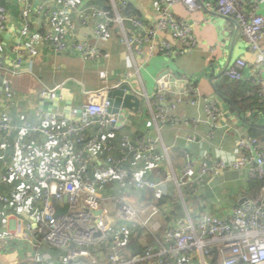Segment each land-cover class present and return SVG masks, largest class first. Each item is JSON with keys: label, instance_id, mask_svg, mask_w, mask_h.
<instances>
[{"label": "built area", "instance_id": "obj_1", "mask_svg": "<svg viewBox=\"0 0 264 264\" xmlns=\"http://www.w3.org/2000/svg\"><path fill=\"white\" fill-rule=\"evenodd\" d=\"M59 1L63 3V8H55L47 15L46 23L50 29L30 34L31 45L26 49L31 54L34 45L44 41L58 52L73 49L83 60L98 59L102 56L97 45L87 40L69 39L70 31L75 26L69 14L70 9L77 11L82 24L93 22V32L97 39H104L109 35L110 25H120L123 28L122 40L137 54L146 51L149 55H173L179 49H192L196 39L190 24L186 20H177L170 11L172 5L180 3L190 12L205 10L223 18L233 19L245 37L248 49L255 53L256 68L264 66V51L261 47V41L264 39V17L258 13L254 1L162 0L159 4V18L153 26H146L137 16L122 15L115 0H111L112 11L94 5H83L79 0ZM22 13L25 16L29 13L28 4ZM6 22L7 11L0 4V31ZM27 27L23 29L24 33L28 32ZM160 30L167 31L173 41L160 39L157 36ZM1 48L0 43L2 86L5 88V95L12 99L14 91L10 87L9 76H14L16 72L3 62ZM18 56L20 59L23 54ZM247 65L246 59L236 58L225 67L222 74L231 80L246 81L242 71ZM98 76L106 81L108 74L101 70ZM156 82V93L153 100L149 101L155 108L154 119L163 124L177 120L175 115H168V110L175 107V103H170L166 96L169 81L160 77ZM251 85L256 87L259 99L264 101L262 76L258 75L252 79ZM107 89L106 86L87 95V101L82 105L84 114L79 121L38 110L36 121L24 119L16 122L7 108L0 111V153L3 155L0 166V204L5 207H20L31 203L34 206V212L29 215L31 220L19 224V230L17 226L15 230L11 229L9 223L0 219V262L6 264L5 254L11 255L13 246H16L18 241L26 240L32 247L27 264H211V245L217 247L221 264H264L263 193L243 206L234 207L224 218L202 214L194 220L187 213L185 218L172 219L161 243L158 241L157 246H147L141 254L129 255L124 247L130 239L131 231L128 226H141L152 233L157 232L161 226L160 217L168 216L172 210L171 205L163 206L159 200L137 207L133 205L125 189V186L139 191L152 189L159 195L161 181L147 177L142 169L126 166L130 156L138 159L144 154L143 160L146 162L157 160V143L141 136L133 140L128 136H121L120 156H116L113 154V145L107 142L105 146L108 154L97 162L94 174L90 176L86 174L85 159L73 170L71 158L62 157L58 160L50 155L38 156L32 143L25 140L16 142L17 135H40L45 138V151L56 145L67 147L71 138L80 143L86 139L85 132L93 125H98V133L88 137L83 146L85 151L95 150L98 145L106 142V136L112 137L116 131L121 130L126 121L120 112L108 113ZM184 92L191 96L188 99L191 104L199 100L204 101L207 122L211 127H215L221 115L217 103L201 98L195 92L192 82L187 84ZM182 98L184 97L178 96L177 100L180 102ZM8 105L10 102L6 106ZM198 122L200 119L193 120V123ZM237 145L246 151V154L241 153L228 164L223 161L215 162L206 155L197 167L186 156V164L180 172L172 170L165 179L174 181L179 188L185 185L198 187L208 175H218L227 169L247 168L250 177L264 180V150L260 142L249 135L239 138ZM8 150L16 161L9 160ZM114 178L119 182L118 186L124 188L112 196L115 214L100 197V188L108 185ZM17 182L24 184L21 189L14 190L13 187L11 193L2 190L3 187L15 185ZM64 197L67 199L69 210L55 216L52 202L55 200L62 205ZM78 208L85 211H73ZM93 211L100 213L95 216ZM52 247L59 251H50Z\"/></svg>", "mask_w": 264, "mask_h": 264}, {"label": "crops", "instance_id": "obj_2", "mask_svg": "<svg viewBox=\"0 0 264 264\" xmlns=\"http://www.w3.org/2000/svg\"><path fill=\"white\" fill-rule=\"evenodd\" d=\"M79 1L83 5L101 8L108 5L112 8L111 0H100L98 4H92L93 0ZM249 1L257 4L258 13L264 17V0ZM115 2L118 9L122 8L123 2L132 4L139 13L137 17L141 18L146 26H153L159 18V4L162 0H115ZM0 4L7 11V22L0 31L1 57L5 65L16 72L14 76H9L14 97L9 99L5 95V88L2 86L0 89V111L7 108L16 122L24 119L36 121V112L39 110L38 95L42 91H52L58 87L73 90V102L76 105H83L90 92L106 86L113 87L121 81L129 83L141 95L142 104L139 111L121 110L120 113L126 119L123 128L116 131L112 137L106 136V142L98 145L95 150L84 151L83 158L86 160V167L88 165L92 171L97 162L107 156L105 146L107 142L120 140L121 136H128L132 140L141 136L155 141L159 155L157 160L146 162L143 160L144 154L138 159L130 156L126 166L142 169L147 177L162 182L159 195L152 190L155 199L150 201L164 200L165 206L171 205V212L174 213L170 212L168 216L160 217V230L164 218H168L169 223L172 219L185 218L187 213L194 220L202 214L224 218L234 207L243 206L247 201L253 200V197L264 194V186L258 190L252 185L253 178L250 177L247 168L227 169L218 175H208L198 187L185 185L179 188L174 181L165 179L172 170L180 172L186 164V156L198 167L206 155L215 162L223 161L228 164L241 153L246 154V151L238 147L237 142L239 138L250 135L243 121L253 118V112L242 113L238 108H233L231 102L216 92L211 77L212 75L215 79L221 77L225 67L233 60L244 58L248 63L242 71L245 82L251 84V80L258 75H261L264 81V66L256 68L255 53L248 49L246 39L233 19L223 18L205 10L190 12L180 3H176L170 7V11L177 20H186L190 24L196 44L189 50L179 49L173 55L160 53L149 55L146 51L141 54H137L135 50L131 51L122 40L123 28L118 24L110 25V32L106 38L97 39L93 32V22L82 24L77 11L70 9L69 14L75 26L70 31L69 39L87 40L97 45L102 52L98 59L83 60L73 49L58 52L44 41L34 45L33 54L24 49L30 44L31 33H42L50 29L46 23L47 15L55 8L62 9L61 1L0 0ZM26 4L29 5V13L25 16L22 11ZM25 26H28L27 33L23 32ZM167 33L160 30L157 36L173 41L171 35ZM261 47L264 51V39L261 41ZM9 51L16 53L17 60L20 61L28 59L31 55L30 70L22 71L15 68L10 60ZM20 53L23 56L19 59ZM101 70L108 74L106 81L98 76ZM160 77L169 81L166 96L170 103H175V107L168 110V115L178 117L177 120H170L164 124L154 119L155 108L149 102L153 100L157 90L156 81ZM189 82L194 84L195 92L201 98L217 103L221 115L215 127H211L207 122L204 101L199 100L195 104L188 101L191 96L186 95L184 91ZM178 96L184 98L179 102ZM9 102L10 105L6 106ZM194 119H200V122L193 123ZM251 120L264 127V113L259 112L256 119ZM92 135L93 129L86 131V136ZM15 139L16 142L25 140L32 143L38 156L50 155L58 160L62 157L71 158L73 170L79 167L82 159L79 157L83 150L75 146L74 138L69 140L67 147L56 145L47 151L43 149L45 144L43 136L22 134L17 135ZM260 141L264 149V139ZM7 154L9 160L16 161L11 151ZM2 156L0 153V163ZM23 185L21 182L15 183L14 190L21 189ZM125 189L133 205L140 207L150 202L145 195L148 190L139 191L128 186H125ZM11 191L13 192V187L8 189V192ZM114 194L115 187L100 188V197L113 214L116 213L112 199ZM33 212L34 206L31 203L20 207L0 205V219L9 223L13 230L23 221L31 220L29 215ZM15 245L12 252L18 253L21 259L28 262L32 251L29 243L24 240L18 241Z\"/></svg>", "mask_w": 264, "mask_h": 264}, {"label": "trees", "instance_id": "obj_3", "mask_svg": "<svg viewBox=\"0 0 264 264\" xmlns=\"http://www.w3.org/2000/svg\"><path fill=\"white\" fill-rule=\"evenodd\" d=\"M100 0H93L91 1L92 4H98ZM104 9L108 11H112L111 7L105 6L103 7ZM120 13L122 15H132V16H138L139 13L137 9L132 5V4H123L122 8L119 9ZM213 80V85L218 94L223 96L224 98L230 100L231 106L233 108H238L242 113L246 111H252L253 112V118L251 119H256L257 115L259 112L264 113V101H261L256 93V87H254L251 84H248L245 81H235L231 80L223 75L219 78H214L213 75L211 76ZM249 85V86H248ZM255 113V114H254ZM251 119L244 120L243 122L245 123V126L248 128L249 134L252 137H255L259 142H261V139H264V127L258 126L256 123H253ZM93 129L94 134L98 133L99 127L98 125H93L89 130ZM85 138L87 139L88 136H86L85 132ZM83 140L80 143L76 142L75 146L78 147L79 150H83V153H80V161H82L84 157V149L83 146L87 140ZM121 139V138H120ZM110 145H113L114 150L113 154L116 156H120V151L119 148H121V140L113 141L109 143ZM261 144V143H260ZM262 146V145H261ZM263 149V147H262ZM264 150V149H263ZM8 152H10L8 150ZM82 152V151H81ZM6 154V153H5ZM86 154V153H85ZM3 157V156H2ZM2 163V159H1ZM0 163V165H1ZM126 167V166H125ZM87 175L92 176L95 171V167L92 171L89 170L88 165H87ZM85 176V174L83 173ZM253 186H256L258 190L262 186H264V180L261 179H256L253 178ZM111 183V184H110ZM119 182L114 178L112 179L108 185H104L103 188H114L115 187V193H118L120 189H123L122 187H119ZM11 187H15V185H9L5 186L2 188L5 192H8V189L10 190ZM194 187V186H193ZM12 192V191H11ZM10 192V193H11ZM133 192V191H132ZM147 198L150 200H154V191L152 189H148V191L145 193ZM255 198V197H253ZM151 202V201H150ZM160 204L165 206V201L161 200ZM1 205V204H0ZM174 213V211H172ZM171 212V213H172ZM169 226V219L164 218L161 230L157 232H150L147 228L141 227V226H128L129 230L131 231L130 233V239L126 242L124 245L125 251L129 253V255H136V254H141L143 251L146 249L147 246L149 245H158V241L161 243V240L163 239L164 232ZM211 252H212V260L211 264H221L220 263V258L217 252V247L214 245H211L210 247ZM50 251H59L58 249L52 247ZM56 253V252H55ZM17 264V263H16Z\"/></svg>", "mask_w": 264, "mask_h": 264}, {"label": "water", "instance_id": "obj_4", "mask_svg": "<svg viewBox=\"0 0 264 264\" xmlns=\"http://www.w3.org/2000/svg\"><path fill=\"white\" fill-rule=\"evenodd\" d=\"M9 54L10 60L12 61V64L15 68L22 71L30 70L31 55L26 60L17 61L16 53H11L9 51ZM2 84L3 74L0 73V89L2 88ZM141 98V95L135 91L129 83L123 81L107 89V99L109 101L107 111L111 114H117L123 109L139 111L142 104ZM224 99L230 103L228 99ZM37 107L41 112L60 114L64 118L73 121L81 120L84 114V108L82 105H76L73 102V90L65 87H58L52 91L41 92L38 95ZM52 204L55 216H60L69 210L66 197L63 198L62 205H59L55 200L52 202ZM99 213L100 211H93L95 216L99 215ZM0 264L2 263L0 262Z\"/></svg>", "mask_w": 264, "mask_h": 264}, {"label": "rangeland", "instance_id": "obj_5", "mask_svg": "<svg viewBox=\"0 0 264 264\" xmlns=\"http://www.w3.org/2000/svg\"><path fill=\"white\" fill-rule=\"evenodd\" d=\"M73 211H76V212H82V211H85L84 209L82 208H78V209H73ZM17 229L19 230V225H17ZM5 258H6V264H27L26 261H24L23 259L20 258L19 254L18 253H13V255L11 256L10 254H5Z\"/></svg>", "mask_w": 264, "mask_h": 264}]
</instances>
